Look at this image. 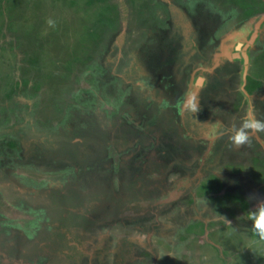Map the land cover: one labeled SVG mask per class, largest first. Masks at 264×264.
<instances>
[{"label": "rangeland", "instance_id": "1", "mask_svg": "<svg viewBox=\"0 0 264 264\" xmlns=\"http://www.w3.org/2000/svg\"><path fill=\"white\" fill-rule=\"evenodd\" d=\"M49 18L55 21L54 27L48 26ZM215 30L217 33L204 35ZM200 36L206 37L209 44L219 45L222 40L228 43L225 51L228 56L223 55L228 59L213 71H224L229 78L220 82L221 78H217L216 83L209 79L204 88L208 93L213 90L212 106L216 108L220 104L218 100H229L230 96L240 104L244 96L247 113L238 109L240 121L249 114L252 99L264 112V0H0V264L6 261L18 264L21 259L14 257L20 242L15 230L19 226L6 222L13 218L15 204L28 207L17 198L26 194V187L33 184V179L39 186H45L54 174L53 167L64 162L61 158L50 160L39 152L34 153L33 146L28 144L30 139L33 143L37 140L47 144L58 155L64 140L61 135L70 136L80 128L96 131L99 120L96 91L103 80H106L104 88H122L120 75L140 79L141 72L147 74V68L156 64L152 61H156L157 53L160 57L164 47L175 46L180 55L195 43L200 45ZM114 72L117 81L110 82L108 76ZM223 142L222 139L213 146L215 151L221 150L218 161L206 162L196 169L200 164L197 157L195 164L189 165L188 176L174 187L181 191L192 180L197 185L191 189L193 192L167 201L159 221L156 215L133 217L132 235L144 234L140 242L137 239L130 242L136 251L130 262L124 264H261L258 261H264V250L259 246L246 248L245 240L250 235L246 214L253 203L249 197H264V183L260 182H264V145L258 152L260 158L251 150L245 151L247 145L237 149L225 142L223 146ZM205 147L203 144L185 147V153L192 148L201 156ZM232 153L233 161L226 157ZM226 165L230 170L224 172ZM238 167L242 168L241 177L239 172H232ZM181 169L173 174L182 172ZM221 170L222 175L218 174ZM251 172H258L263 178L257 180ZM238 180L248 182L247 187L240 186ZM163 181L166 198L174 196L175 188L168 190L173 179L171 182L166 177ZM43 196L42 193V199ZM214 199L219 200V205ZM29 204L35 207L41 203L39 200ZM235 205L243 209L237 208L241 211L238 217ZM220 212L222 219L209 220L206 224L201 220V217L214 218ZM18 215L21 214L16 212ZM137 223L145 225V229L137 227ZM45 233L40 232L38 238L54 237ZM53 244L60 246L59 241ZM140 253L148 256L147 259L140 257ZM114 254L109 253L113 261ZM99 261L97 255L96 264ZM113 261L112 264H121Z\"/></svg>", "mask_w": 264, "mask_h": 264}, {"label": "crops", "instance_id": "2", "mask_svg": "<svg viewBox=\"0 0 264 264\" xmlns=\"http://www.w3.org/2000/svg\"><path fill=\"white\" fill-rule=\"evenodd\" d=\"M213 33L217 31L206 32L204 35ZM207 41L206 37L200 36V45L195 43L180 55L175 46L164 47L160 57L158 58L157 53L156 61H152V64H156L149 67L151 70L146 67L149 72H141L138 77L140 79L120 75L122 88H104L106 80H103L104 83H100L96 91V116L99 117L96 131L80 128L70 136L61 135L64 140L61 141L58 155H54L47 144H41L37 140L33 143L30 139L28 144L33 146L34 153L39 152L50 160L61 158L64 162L53 167L54 174L45 186H39L35 182L26 187V194L18 197L21 204L28 206L15 205L21 214L17 219L20 242L14 256L21 257L18 264H96L97 255L100 258L98 264H112L113 260L109 255L112 252L115 253L114 261L121 264L130 262V258L134 257L133 251H136L130 242L136 239L140 242L139 239L144 234L140 232L138 237L132 235L133 217L156 215V220L159 221L160 211L167 201H173V197L187 193L197 185L192 180L181 191L175 188L181 178L188 176L189 165L195 164L197 157L200 164L196 169L206 162L213 164L214 160L218 161L221 150L215 151L213 146L222 139L225 145L231 144L228 129L233 123H240L242 117L238 115V109L245 111V97L240 98V104H236L238 100L235 101L233 96L229 100H218L220 104L216 109L211 102L213 90L210 93L204 90L209 83L207 82L202 90H193L199 98V111L191 113L183 108L190 82L194 77L201 76L197 73L199 70L207 71L202 76L215 83L217 78H221L219 82L229 78L224 71H213L228 59L223 57L228 56L225 52L228 50V43L222 40L219 45H214ZM212 60H216L214 64ZM108 77L110 82H116L118 75L112 73ZM247 93L251 95L250 91ZM247 111L264 119V112L258 109L254 99L250 101ZM262 134L264 136V133L253 134L250 143L244 148L260 158L259 153L264 145ZM119 136L121 137L118 138ZM224 142L221 143L223 146ZM197 144L206 146L201 156L192 148L185 153V147ZM166 147L170 149L169 152ZM188 153L193 156L188 157ZM226 157L233 161L235 154ZM178 169L182 172L173 174ZM227 169L226 165L224 172ZM240 169L242 170L233 169L232 172H239L237 174L241 177ZM218 174L224 173L221 170ZM252 176L257 180L263 178L261 174ZM166 177L170 181L173 179L171 182L174 184L171 183L168 190L171 192L175 188L176 192L169 198L165 195L163 179ZM237 182L243 188L248 185V182L246 184L242 180ZM237 186L234 185L235 188ZM211 188L213 187L207 192ZM207 192L204 195L207 196ZM235 199L238 201V198ZM39 200L41 204L35 207L27 205L29 201L34 203ZM214 200L219 205V200ZM237 208L241 211L243 209L235 205V215L238 217L241 211ZM31 213L37 214L38 221L34 225L33 234L26 227L27 216ZM220 213L214 218L201 217V220L206 224L209 220L222 219L220 217L223 213ZM228 220L233 223L232 219ZM137 227L145 229L143 224ZM23 231L25 232L22 234ZM182 231L186 232L184 228ZM40 232L54 237L50 240L40 239ZM57 241L60 246L53 244ZM38 242L39 247L35 249ZM23 243H26L25 246ZM139 256L144 257L141 253ZM14 262H17V258ZM258 263L263 264L264 261Z\"/></svg>", "mask_w": 264, "mask_h": 264}, {"label": "clouds", "instance_id": "3", "mask_svg": "<svg viewBox=\"0 0 264 264\" xmlns=\"http://www.w3.org/2000/svg\"><path fill=\"white\" fill-rule=\"evenodd\" d=\"M49 27L55 26V21L49 18L47 20ZM207 84L204 76L194 77L190 82L188 94L185 97L183 108L191 113L199 111V98L193 90H202ZM218 126V122H217ZM228 140L236 148H243L250 143L253 134L264 133V119L257 118L254 114H246L237 125L233 123L228 129ZM252 206L248 209L246 220L250 224V235L245 236L246 243L251 249L253 246H259L264 249V197L250 196ZM228 224L231 226L230 222ZM236 231V228H233Z\"/></svg>", "mask_w": 264, "mask_h": 264}, {"label": "flooded vegetation", "instance_id": "4", "mask_svg": "<svg viewBox=\"0 0 264 264\" xmlns=\"http://www.w3.org/2000/svg\"><path fill=\"white\" fill-rule=\"evenodd\" d=\"M26 165V167H29V164H25ZM31 170V169H30ZM47 172H45V174H46ZM32 176V175H31ZM29 177V180L30 181H32L31 179H30V176H28ZM33 184L36 182L35 181V179H33ZM32 184V185H33ZM18 199V198H17ZM15 205H17V204H15ZM13 206V205H12ZM14 207V208H13ZM12 208V210L14 211V215H13V218L12 219H10V218H8V220L9 221H6V222H9L10 224H17V218H20L21 217V215H18V216H16V212H18V214H20V211H18V208L17 207H15V206H13ZM23 213V212H22ZM23 215V214H22ZM37 214H33V213H31V214H28V216H27V220H26V227H27V229H28V231H32L31 233L33 234L34 233V230H33V228H34V225L38 222L37 221V216H36ZM12 220V221H11ZM10 227H12V225H10ZM16 231L18 230V228H16L15 229ZM143 256L145 257V259H147V257L148 256H146L145 254H143ZM143 260V259H142Z\"/></svg>", "mask_w": 264, "mask_h": 264}, {"label": "bare ground", "instance_id": "5", "mask_svg": "<svg viewBox=\"0 0 264 264\" xmlns=\"http://www.w3.org/2000/svg\"><path fill=\"white\" fill-rule=\"evenodd\" d=\"M185 178V177H184Z\"/></svg>", "mask_w": 264, "mask_h": 264}]
</instances>
